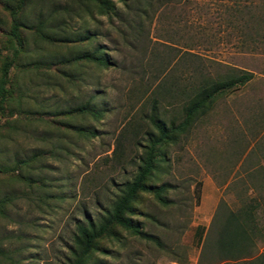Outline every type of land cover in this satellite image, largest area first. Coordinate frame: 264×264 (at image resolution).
Here are the masks:
<instances>
[{
	"label": "rangeland",
	"instance_id": "obj_1",
	"mask_svg": "<svg viewBox=\"0 0 264 264\" xmlns=\"http://www.w3.org/2000/svg\"><path fill=\"white\" fill-rule=\"evenodd\" d=\"M23 1L0 107V264H67L75 223L133 176L151 103L168 117L185 99L169 107L163 89L241 72L251 78L162 148L147 184H169L170 204L147 191L133 203L149 238L118 228L89 264H264L261 205L252 255L216 261L210 247L221 201L237 210L264 196V170L250 171L264 166V0H106L108 13L94 0ZM16 3L0 0V77Z\"/></svg>",
	"mask_w": 264,
	"mask_h": 264
},
{
	"label": "trees",
	"instance_id": "obj_2",
	"mask_svg": "<svg viewBox=\"0 0 264 264\" xmlns=\"http://www.w3.org/2000/svg\"><path fill=\"white\" fill-rule=\"evenodd\" d=\"M95 9L99 13H108L112 10L110 2L106 0H94ZM23 0H17L15 7L8 8V40L11 39L10 47L11 56L3 59L1 65L0 77V107L1 102L6 94L4 83L7 82V71L11 64L12 55H16L21 48V41L18 38V27L20 25L18 11L22 8ZM9 3V1L7 2ZM9 5V4H8ZM263 11V10H262ZM264 13V11H263ZM38 23L37 28L41 36H46L40 29ZM256 35L264 37V15L256 13ZM257 41V36H256ZM91 61H95L99 65H107V59L103 56L83 55ZM251 78L248 72L238 74H229L216 79L202 78L196 87H186L177 90L174 87L163 89L166 105L169 107L172 100L177 97H185L178 105L171 108L172 113L168 117L159 115L155 101L151 103L150 112L146 118L149 125L144 126L143 136L146 140L141 146V152L136 160L135 172L133 176L117 185L114 195L111 197L108 205L102 209L96 216H85L83 220L75 223L73 233L71 235V246L69 247V257L67 264H89L95 251L103 252L100 246L102 240H118L117 229L125 230L128 234L140 238H149L141 227L137 216L141 212L135 210L133 203L140 198V192L147 191L151 194L160 205L167 206L170 200H167L166 193L169 184L161 183L158 186L147 184V178L151 172L159 165L160 161H165V155L161 154L162 148L170 144H174L179 134L185 132L194 120L204 115L210 108L215 98L221 96L228 90L242 85ZM167 99H172L167 102ZM164 106L161 110L165 111ZM178 114L180 119L177 120ZM140 136L137 137L139 142ZM137 142V143H138ZM136 144V141H135ZM23 161L18 160L17 166ZM254 169V168H253ZM252 173H256V179L264 170V166L256 162V169ZM259 173V174H257ZM262 176V175H261ZM261 202L256 197L245 203L237 210H228L225 203L221 201L218 207V217L214 237L210 247L215 255L216 261L236 260L239 258H247L252 255L255 249L253 241L254 231L256 230L255 209L261 205L264 208V196ZM251 202V203H250ZM253 202V203H252ZM259 202V203H258ZM2 203V202H0ZM216 212V213H217ZM1 213V209H0ZM161 246V243L156 242Z\"/></svg>",
	"mask_w": 264,
	"mask_h": 264
}]
</instances>
